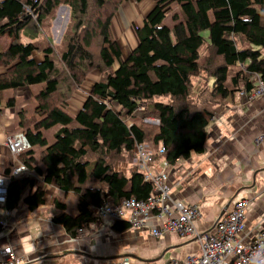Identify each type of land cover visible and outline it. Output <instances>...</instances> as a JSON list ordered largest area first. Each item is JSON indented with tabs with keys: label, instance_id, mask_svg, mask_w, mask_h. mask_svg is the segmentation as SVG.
I'll return each mask as SVG.
<instances>
[{
	"label": "trees",
	"instance_id": "obj_1",
	"mask_svg": "<svg viewBox=\"0 0 264 264\" xmlns=\"http://www.w3.org/2000/svg\"><path fill=\"white\" fill-rule=\"evenodd\" d=\"M120 1L0 0V32L14 33L0 51V104L5 90L14 93L6 99L10 107L17 91L42 84L32 117L24 109L17 112L30 147L16 157L28 172L13 176L10 167L0 165V175L8 178L4 208L24 205L33 212L44 204V191L30 174L42 176L76 196L75 214L55 201L58 212L51 217L71 237L99 219L96 209L104 202L148 198L152 185L132 163L137 143L150 145L160 164L200 154L207 126L227 97L242 89L249 92L257 80L264 82V55L250 43L264 45V0H153L141 25L133 27L136 46L125 57L110 30ZM61 5L69 12L58 45H50L48 36L44 47L21 40L22 33L44 35ZM167 16L172 25L165 22ZM40 50L44 56L37 61L33 52ZM95 69L101 77L78 111L70 113L66 100ZM196 76L204 80L197 93ZM164 97L169 100H156ZM147 102L153 110H147ZM149 115L158 123L145 122ZM55 126L60 128L48 142L43 130ZM130 227L121 220L111 229Z\"/></svg>",
	"mask_w": 264,
	"mask_h": 264
},
{
	"label": "crops",
	"instance_id": "obj_2",
	"mask_svg": "<svg viewBox=\"0 0 264 264\" xmlns=\"http://www.w3.org/2000/svg\"><path fill=\"white\" fill-rule=\"evenodd\" d=\"M52 32L51 25L50 37ZM38 35L33 32L28 40L39 41ZM12 38L4 42V37L0 36V51ZM250 43L261 47L264 55L263 43L255 40ZM24 91H17L16 102L10 107L6 106V99L14 94L13 91L2 92L0 165L4 168H12L19 162L5 145L4 138L21 132L17 130V112L25 108H21L17 94L22 96ZM240 91L227 97L223 110L209 122L205 150L164 167L174 197L199 207L202 215L196 226L200 231L209 228L220 212L244 197L251 199L246 211L247 232L252 236L264 229V93L251 97L249 92L242 95ZM7 92L10 95H3ZM259 135L263 136L261 141H257ZM154 167L159 169V163ZM30 176L44 191V204L33 212L26 210L24 205L13 210L0 206V219H6V226L1 227L0 244L12 247L21 260L18 264H116L122 255L131 256L134 264L139 260L164 264L199 252L196 237L182 238L174 232L155 237L149 229L140 227L116 232L111 229L116 221L108 217L97 219L71 237L61 225L52 222L51 217L58 212L55 201L64 202L67 209V196L73 192H64L55 183L44 182L37 174Z\"/></svg>",
	"mask_w": 264,
	"mask_h": 264
},
{
	"label": "built area",
	"instance_id": "obj_3",
	"mask_svg": "<svg viewBox=\"0 0 264 264\" xmlns=\"http://www.w3.org/2000/svg\"><path fill=\"white\" fill-rule=\"evenodd\" d=\"M245 94V90L240 91ZM247 93V92H246ZM264 93V82L257 80L249 91L251 97ZM145 122L158 123L156 118H144ZM263 136H258L261 141ZM5 145L13 155L27 150L30 145L25 133L18 132L4 138ZM164 152L163 147L159 153ZM132 163L150 182L152 189L145 200L133 197L122 198L118 203L104 202L96 209L99 219L108 217L113 221H127L131 227L149 229L158 237L174 232L182 238L196 237L199 245L198 254H188L182 260L171 259L164 264H264V229L250 236L246 226V211L251 199L244 197L235 201L231 207L207 229L200 231L196 223L201 218V211L195 204L184 202L174 197L168 174L161 162L160 168L154 165L153 152L147 144L137 143L133 150ZM27 167L18 162L11 168L13 176L27 173ZM8 178L0 175V206H4L7 194ZM6 226V219H0V227ZM21 260L12 247L0 244V264H18ZM100 264V263H98ZM116 264H134L129 255H122ZM137 264H149L139 260Z\"/></svg>",
	"mask_w": 264,
	"mask_h": 264
},
{
	"label": "rangeland",
	"instance_id": "obj_4",
	"mask_svg": "<svg viewBox=\"0 0 264 264\" xmlns=\"http://www.w3.org/2000/svg\"><path fill=\"white\" fill-rule=\"evenodd\" d=\"M65 6L66 5H61L58 7L56 15L50 24L53 27V32L51 33V38H50L52 39V41L50 42V45H58L61 39L62 33L66 27V24L68 21L69 8ZM152 6H153V0H143L142 2H139V3H136L133 0H121L120 3L118 4L117 10L115 11L116 13L114 14L110 22V30H111V36L113 37V39H115L120 44V47L122 50V57H125L126 54L132 48L136 46V36H135L133 27L135 25L136 26L141 25L142 19L144 18L146 13L152 8ZM174 10L178 12L177 8H175ZM165 22H167L169 25H172L170 16L166 17ZM48 29H45L44 35L40 36L39 44L41 47H44V45L46 46L49 45V43H47V40H46V37L49 35ZM51 31H52V28H51ZM0 36L4 37V42H7V39L12 38L13 33L10 30H4L3 32H0ZM21 36H22L21 40L23 42L30 41V39L28 40V36L25 33H22ZM0 48H1V45H0ZM57 50L58 51L56 53V57H58L57 55H59V52H60V49H57ZM200 53L201 55L204 56V54L206 53L205 49H202ZM33 56L38 61L43 58L42 52L40 51H34ZM100 77H101V73L99 72V70H96V69L91 70L88 73L85 80H83L82 85L78 89L74 90L73 93L66 100V103H65L66 108L70 113L71 112L74 113L80 108L81 103L83 101L82 98L84 99L87 96L89 87L95 80H98ZM192 81L194 84V92L195 93L199 92L202 86H204L203 78L201 76L200 77L196 76V77H193ZM41 86H42L41 83L33 84V85H30L29 88L27 89H22V91L25 90L22 96L17 94L19 98L18 102L19 104H21V108H25L27 116L32 117L31 115L35 113V110H34L35 109V94L40 90ZM7 91H12V90L9 89ZM9 93L10 92H7V93H4L3 95L8 96L10 95ZM26 98L30 99V102H28ZM156 100L157 101H168L169 99L164 97V98H158ZM145 106L147 107V110L149 111L153 110L152 102H147ZM139 118H140V115L136 116L134 119L138 120ZM148 118L152 119L154 117L152 115H149ZM27 125L31 126L29 122L27 123ZM57 127L59 126L52 127L48 130H43V133L46 135L49 142L52 141L54 134L57 131ZM17 130H20L21 132L24 131L23 129H19L18 127H17ZM147 146H148V149L152 151V149L150 148V145H147ZM38 150H41V149H38ZM66 203H67V209H66L67 212L70 214H75V211H76L75 195L69 193L66 199Z\"/></svg>",
	"mask_w": 264,
	"mask_h": 264
},
{
	"label": "water",
	"instance_id": "obj_5",
	"mask_svg": "<svg viewBox=\"0 0 264 264\" xmlns=\"http://www.w3.org/2000/svg\"><path fill=\"white\" fill-rule=\"evenodd\" d=\"M223 212H224V211H222V212L219 213L217 219L223 214ZM217 219H216V220H217Z\"/></svg>",
	"mask_w": 264,
	"mask_h": 264
},
{
	"label": "bare ground",
	"instance_id": "obj_6",
	"mask_svg": "<svg viewBox=\"0 0 264 264\" xmlns=\"http://www.w3.org/2000/svg\"><path fill=\"white\" fill-rule=\"evenodd\" d=\"M62 14V13H61ZM63 15V14H62ZM62 15H60V16H62Z\"/></svg>",
	"mask_w": 264,
	"mask_h": 264
}]
</instances>
